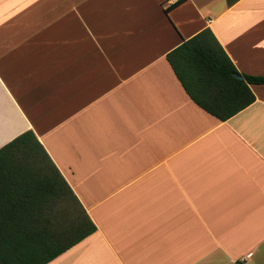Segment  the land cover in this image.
<instances>
[{
    "label": "crops",
    "instance_id": "1",
    "mask_svg": "<svg viewBox=\"0 0 264 264\" xmlns=\"http://www.w3.org/2000/svg\"><path fill=\"white\" fill-rule=\"evenodd\" d=\"M174 2L0 0V146L32 130L96 226L45 264L264 263V83L221 120L166 59L209 27L264 76V0Z\"/></svg>",
    "mask_w": 264,
    "mask_h": 264
},
{
    "label": "trees",
    "instance_id": "2",
    "mask_svg": "<svg viewBox=\"0 0 264 264\" xmlns=\"http://www.w3.org/2000/svg\"><path fill=\"white\" fill-rule=\"evenodd\" d=\"M166 59L192 100L221 120L254 101L250 84L264 83V76L237 70L209 27L184 39ZM62 200L72 204L70 219L59 209ZM95 230L32 130L0 146V264H45Z\"/></svg>",
    "mask_w": 264,
    "mask_h": 264
},
{
    "label": "rangeland",
    "instance_id": "3",
    "mask_svg": "<svg viewBox=\"0 0 264 264\" xmlns=\"http://www.w3.org/2000/svg\"><path fill=\"white\" fill-rule=\"evenodd\" d=\"M59 209H61L65 212V216H64L65 219L67 217H68V219H70L72 216L75 215L74 209L72 207L70 200H62L59 203Z\"/></svg>",
    "mask_w": 264,
    "mask_h": 264
},
{
    "label": "water",
    "instance_id": "4",
    "mask_svg": "<svg viewBox=\"0 0 264 264\" xmlns=\"http://www.w3.org/2000/svg\"><path fill=\"white\" fill-rule=\"evenodd\" d=\"M236 76L239 77V78L241 77V75H238V74H236Z\"/></svg>",
    "mask_w": 264,
    "mask_h": 264
}]
</instances>
